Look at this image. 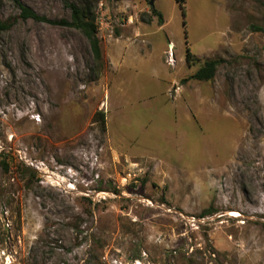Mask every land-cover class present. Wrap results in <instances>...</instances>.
I'll return each mask as SVG.
<instances>
[{"label":"rangeland","instance_id":"rangeland-1","mask_svg":"<svg viewBox=\"0 0 264 264\" xmlns=\"http://www.w3.org/2000/svg\"><path fill=\"white\" fill-rule=\"evenodd\" d=\"M20 1L104 18L0 0V264H264V0Z\"/></svg>","mask_w":264,"mask_h":264},{"label":"trees","instance_id":"trees-1","mask_svg":"<svg viewBox=\"0 0 264 264\" xmlns=\"http://www.w3.org/2000/svg\"><path fill=\"white\" fill-rule=\"evenodd\" d=\"M12 1L19 10L18 17L22 20L31 19L34 21L46 22L51 25H65L79 29L87 39L94 59L96 61L100 59V47H99V40L97 38L96 15L88 3H83V4L66 3V6L69 8L70 11V20L66 21L64 19L61 20L48 19L42 15L37 14L30 7L23 4L20 0H12ZM176 1L179 4L182 15H185V11L182 6L185 0H176ZM150 9H151V13L158 18V21H161L162 19L161 14L158 11H156L153 7H151ZM183 24H185V21H183ZM11 25L12 22L9 19L8 21H0V31L9 29ZM185 60L189 65H194L198 61L190 52L188 47L186 48L185 51ZM220 62L221 60L219 59L204 60L202 64L196 69V71L193 72L190 78L197 81L212 80L215 69ZM94 118L97 119L100 122L101 127L104 128V124H105L104 112L103 111L95 112ZM208 213H210V211L205 210L202 212V215Z\"/></svg>","mask_w":264,"mask_h":264},{"label":"built area","instance_id":"built-area-1","mask_svg":"<svg viewBox=\"0 0 264 264\" xmlns=\"http://www.w3.org/2000/svg\"><path fill=\"white\" fill-rule=\"evenodd\" d=\"M96 7H97L96 8L97 10H96V13H95V15H96V22L97 23H101V22H103V18H104L102 2L101 1L98 2Z\"/></svg>","mask_w":264,"mask_h":264},{"label":"water","instance_id":"water-1","mask_svg":"<svg viewBox=\"0 0 264 264\" xmlns=\"http://www.w3.org/2000/svg\"><path fill=\"white\" fill-rule=\"evenodd\" d=\"M149 6H150V7H152V6H153V5H152V1H149Z\"/></svg>","mask_w":264,"mask_h":264},{"label":"bare ground","instance_id":"bare-ground-1","mask_svg":"<svg viewBox=\"0 0 264 264\" xmlns=\"http://www.w3.org/2000/svg\"><path fill=\"white\" fill-rule=\"evenodd\" d=\"M169 46H170V47H169L170 49H172V48H173V47H172V45H169ZM233 215H234V213H233Z\"/></svg>","mask_w":264,"mask_h":264}]
</instances>
